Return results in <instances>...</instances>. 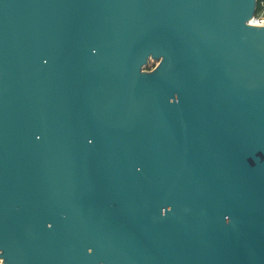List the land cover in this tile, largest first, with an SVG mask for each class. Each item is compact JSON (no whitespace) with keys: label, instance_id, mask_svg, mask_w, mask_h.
Segmentation results:
<instances>
[{"label":"water","instance_id":"water-1","mask_svg":"<svg viewBox=\"0 0 264 264\" xmlns=\"http://www.w3.org/2000/svg\"><path fill=\"white\" fill-rule=\"evenodd\" d=\"M257 5L0 0L4 264H264Z\"/></svg>","mask_w":264,"mask_h":264},{"label":"built area","instance_id":"built-area-1","mask_svg":"<svg viewBox=\"0 0 264 264\" xmlns=\"http://www.w3.org/2000/svg\"><path fill=\"white\" fill-rule=\"evenodd\" d=\"M250 26L264 27V0H260L252 18L247 22Z\"/></svg>","mask_w":264,"mask_h":264},{"label":"rangeland","instance_id":"rangeland-1","mask_svg":"<svg viewBox=\"0 0 264 264\" xmlns=\"http://www.w3.org/2000/svg\"><path fill=\"white\" fill-rule=\"evenodd\" d=\"M154 60L153 58L148 59V62L146 63V65L142 68V71H148L150 68H153L156 66V63H153Z\"/></svg>","mask_w":264,"mask_h":264},{"label":"snow or ice","instance_id":"snow-or-ice-1","mask_svg":"<svg viewBox=\"0 0 264 264\" xmlns=\"http://www.w3.org/2000/svg\"><path fill=\"white\" fill-rule=\"evenodd\" d=\"M44 63H47V61L45 60ZM37 139H39V136L36 137ZM89 143H91V140L88 141ZM137 171H139V169H137ZM89 253H91L93 250L91 248L88 249ZM4 254L3 252H0V264H4Z\"/></svg>","mask_w":264,"mask_h":264},{"label":"trees","instance_id":"trees-1","mask_svg":"<svg viewBox=\"0 0 264 264\" xmlns=\"http://www.w3.org/2000/svg\"><path fill=\"white\" fill-rule=\"evenodd\" d=\"M260 0H258V2H259ZM151 69V68H150Z\"/></svg>","mask_w":264,"mask_h":264}]
</instances>
